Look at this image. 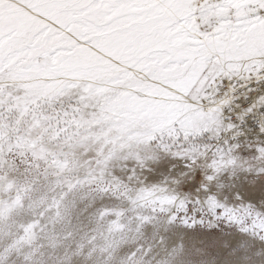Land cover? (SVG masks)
<instances>
[{"label": "snow or ice", "instance_id": "snow-or-ice-1", "mask_svg": "<svg viewBox=\"0 0 264 264\" xmlns=\"http://www.w3.org/2000/svg\"><path fill=\"white\" fill-rule=\"evenodd\" d=\"M0 264H264V0H0Z\"/></svg>", "mask_w": 264, "mask_h": 264}]
</instances>
